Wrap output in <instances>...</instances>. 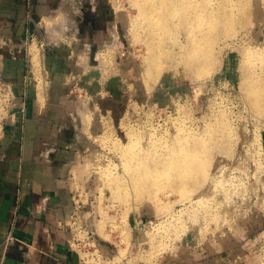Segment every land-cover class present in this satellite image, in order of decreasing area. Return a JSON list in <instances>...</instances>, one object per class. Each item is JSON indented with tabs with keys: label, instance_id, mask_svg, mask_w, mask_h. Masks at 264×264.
Here are the masks:
<instances>
[{
	"label": "rangeland",
	"instance_id": "1",
	"mask_svg": "<svg viewBox=\"0 0 264 264\" xmlns=\"http://www.w3.org/2000/svg\"><path fill=\"white\" fill-rule=\"evenodd\" d=\"M55 3L27 42L33 78L44 87L42 43L63 51L70 62L65 87L81 114L80 125L100 128L89 134L95 146L85 148L74 169L79 215L72 246L80 263L264 264V110L252 114L241 84L248 60L256 71L264 69V0H250L248 26L220 42L218 61L206 66L207 74L188 68L171 52L149 78L147 49L131 35L132 23L141 19L129 0ZM227 126L231 154H212L208 181L194 191L202 190L199 194L192 193L195 200L204 196L195 203L196 214L194 204L182 202L169 186L159 192L162 211L149 203L133 211L106 185L121 161L118 147L133 144L163 154L167 147L176 150L180 131L195 135Z\"/></svg>",
	"mask_w": 264,
	"mask_h": 264
},
{
	"label": "crops",
	"instance_id": "2",
	"mask_svg": "<svg viewBox=\"0 0 264 264\" xmlns=\"http://www.w3.org/2000/svg\"><path fill=\"white\" fill-rule=\"evenodd\" d=\"M58 1L0 0V77L17 96L0 141V264H81L70 248L74 169L100 128L80 125L63 51L42 48L41 88L27 45ZM9 233L17 242L6 251Z\"/></svg>",
	"mask_w": 264,
	"mask_h": 264
},
{
	"label": "bare ground",
	"instance_id": "3",
	"mask_svg": "<svg viewBox=\"0 0 264 264\" xmlns=\"http://www.w3.org/2000/svg\"><path fill=\"white\" fill-rule=\"evenodd\" d=\"M129 1L136 7L141 19V22L133 21L131 35L133 41L144 43L147 49L145 74L148 78L153 77L154 70L161 66L163 59L168 58L171 52L174 58L182 60L188 68L200 73L207 72L206 66H215L218 61L215 55L220 42L227 37V39L234 37V30L241 26L246 28L250 20V0ZM135 20L139 21L136 18ZM50 29H53V26L48 28ZM244 66L246 72L241 81L244 100L252 114L256 115L264 110V69L262 65L261 70L256 71V65L250 60L245 62ZM208 131L196 132L195 135L178 131L180 134L175 137L176 150L167 147L163 154L145 153L144 149L136 148L133 144L118 147L116 155L121 161L115 167L116 172L113 169L115 173L109 177L110 180L106 185L109 186L116 200L118 199L117 201L127 204L128 210L134 211L141 205L149 203L162 211V201L160 202L158 196L166 186L171 187L174 192H179L182 202L187 201L189 205L195 206V203L197 205L198 202H202L201 199L204 201V196L202 198L199 196L201 198L199 200L192 197L202 191L194 192L205 186L209 179L212 154L215 150H224L226 154L227 151L231 154V128L229 126L220 130L210 128ZM108 132L104 135L107 138L110 136ZM164 192L168 191L164 190ZM196 207L198 206L192 207L194 210L191 208L195 214L198 212ZM203 207L200 206L201 209ZM165 211L164 213H167ZM189 211L188 209L187 212ZM129 212L131 211L126 212L127 215ZM179 219L181 218L177 220Z\"/></svg>",
	"mask_w": 264,
	"mask_h": 264
},
{
	"label": "built area",
	"instance_id": "4",
	"mask_svg": "<svg viewBox=\"0 0 264 264\" xmlns=\"http://www.w3.org/2000/svg\"><path fill=\"white\" fill-rule=\"evenodd\" d=\"M0 46H6V44L4 45V43L0 41ZM42 48H44L43 43L41 45V49ZM0 105L2 107V108L0 107V141H1L4 136V130H5L4 127L6 125V121L10 117L14 116V110L17 106V96H16L14 86L10 82L4 80L1 77H0ZM78 215H79V208L77 206L75 212L73 213L71 217L72 219L70 221L71 222L70 228L71 230H73L72 242L76 240V235L78 234V229L74 227V225L76 224L78 220ZM16 242L17 240L12 233L7 234L6 240H5L6 251L9 250ZM70 248H71V251L73 252L75 251L73 249L72 244H70ZM76 254L78 253L76 252Z\"/></svg>",
	"mask_w": 264,
	"mask_h": 264
}]
</instances>
